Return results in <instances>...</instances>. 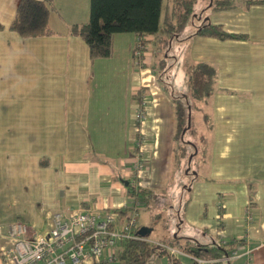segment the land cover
<instances>
[{
  "label": "crops",
  "instance_id": "1",
  "mask_svg": "<svg viewBox=\"0 0 264 264\" xmlns=\"http://www.w3.org/2000/svg\"><path fill=\"white\" fill-rule=\"evenodd\" d=\"M73 1L63 9L69 1L54 0L49 19L54 36L25 39L8 30L19 0H0V253L5 256L12 247L8 227L14 223L25 224L31 238L48 234L57 214L66 221L81 209L127 213L133 198L124 181L133 178L142 153L139 159L146 164L136 185L156 192L157 208L171 204L167 193L172 189L171 194L188 193L179 211L170 207L175 226L189 221L194 210L207 219L205 211H213L212 203L220 199L222 243H234L235 249L229 257L207 258L204 264H264V5L245 8L237 0L216 10L210 2L212 18L203 24L248 38L220 41L196 36V31L187 41L188 73L199 62L216 70L204 100L211 107L212 149L204 143L209 159L203 156L199 171L191 172L184 168V157H175V97L163 90L152 68L160 55L148 44L140 59L134 57L137 38L121 33L113 36L111 58L90 60L87 46L68 33L71 25L88 20L89 0ZM181 1L182 7L169 13L163 12L162 0L161 21L174 24L188 2L195 19L196 0ZM175 40L182 41L180 34L162 50L171 59L179 44ZM141 100L147 103L137 125ZM192 120L199 129L204 118L193 115ZM141 138L146 142L134 148ZM174 178H189L188 185ZM147 228L150 241L171 242L151 239L155 227ZM181 257L177 261L184 264Z\"/></svg>",
  "mask_w": 264,
  "mask_h": 264
},
{
  "label": "trees",
  "instance_id": "2",
  "mask_svg": "<svg viewBox=\"0 0 264 264\" xmlns=\"http://www.w3.org/2000/svg\"><path fill=\"white\" fill-rule=\"evenodd\" d=\"M241 1L245 8L264 5V0ZM53 3L54 0H19L8 30L25 39L54 36L55 33L49 26ZM224 3L225 0L212 4V6L216 10H222L224 7H228L229 4L226 2L223 6ZM190 4L191 2L186 3L187 8L184 6L183 13L176 14L177 21L174 24L165 20V24L162 26V0H89L88 20L71 25L68 33L70 36L79 38L87 46L90 60L111 58L113 36L121 33H131L137 38L135 50L140 46L145 48L148 44H152L154 54L160 55L162 50H166L170 40L184 30L188 19L191 17L188 11ZM179 11L182 12V9ZM2 30H4V26L0 24V31ZM162 35L165 37H162ZM196 36L220 41L246 40L248 38L247 35L229 33L225 31L223 26L210 23L202 24L198 28ZM188 74L191 98L202 100L208 97L213 89L216 75L215 68L208 63L199 62L191 66ZM137 96L139 94L132 96V100H137ZM183 97L185 99L184 106L178 104L177 98L173 100L175 116L173 139L175 143L186 144L185 141H182L183 131L188 130L191 104L187 95ZM155 193L136 185L132 180L126 186L127 196L129 198L136 196L142 198L145 207H148L152 201L156 202L158 196ZM126 214L122 211L117 212L118 217L126 216ZM140 228L136 229V234ZM181 240H184V242H180ZM191 241V239L182 238L178 235L166 244L154 243L148 237L137 240H121L118 242L117 257L113 264H152L150 259L156 251H158L157 258L167 257L170 259L169 252L161 245L179 250L191 258L192 264H196L192 258L219 260L223 259L224 256L229 257L235 249L234 243L228 245H199L193 244ZM0 259L4 264H7L5 256L1 253ZM172 264L179 263L175 259Z\"/></svg>",
  "mask_w": 264,
  "mask_h": 264
},
{
  "label": "rangeland",
  "instance_id": "3",
  "mask_svg": "<svg viewBox=\"0 0 264 264\" xmlns=\"http://www.w3.org/2000/svg\"><path fill=\"white\" fill-rule=\"evenodd\" d=\"M69 2L65 3L62 7L63 9L67 6H73L75 2L73 0H68ZM223 0H196L194 5V16H192L185 26L184 30L180 33L182 41L179 42L178 46L175 47V56L171 59L167 52H161L160 58L155 61L152 65L154 73H156L160 85L162 86L163 90L169 94V96H174L179 101V105H185V99L183 95H187L188 101L191 104V121L184 135V141L189 143V145H193L192 142L196 145L195 150L188 146L187 144L179 143L175 150V157L178 161L181 157L185 158L184 161V168L185 170L187 167L191 169V172L199 171V162L203 160L206 161L209 159L208 154L204 153L206 149V144L208 143V149H212V133L209 127V123L212 121L211 118V107L209 103H205L204 100H193L190 96V89L188 86V69L186 68L185 64L187 61V48L186 44L188 39L192 36V34L196 33L197 29L203 24V22L208 19L212 18V13L208 12L210 2L212 4L219 3ZM232 1L236 5L237 0H227L226 2L229 3ZM181 0H164V8L165 10L172 13L175 8H180L179 6ZM166 4L168 6L166 7ZM238 4V3H237ZM56 7V5H53ZM62 9V10H63ZM164 20L161 21V25L164 26ZM168 57V58H167ZM207 98V97H206ZM194 102V103H193ZM195 109V110H194ZM213 113V111H212ZM201 116L204 118L203 123L200 125V128L197 129L193 127L192 124V117ZM213 117V115H212ZM187 151V155L183 151ZM211 153V152H210ZM192 154H194L195 158H192ZM187 156V157H186ZM204 164V163H203ZM177 172L175 171V177ZM178 177V176H177ZM176 179L184 180L185 184L188 185L189 178H174V183H176ZM199 182L203 180V177H199L197 179ZM176 191L172 189L170 193H167V196L170 200L171 196V204H166L167 208H157L156 203L152 201L148 207L142 205L138 207L136 215H137V223L139 227H147L154 225V231L151 234L150 238L154 240H163V241H172L174 240L175 235H179L182 238H188L192 240V243H197L199 245H223L222 238L224 234L221 230V221L223 218V214L220 212V209L216 207V203H220V199H216V203H212L213 211L208 210L205 211L207 213V219L204 218L203 214H199L194 210L192 214H189V221H186L184 224H179L175 226L173 224L172 218L170 215V207H174L175 211H179L182 208L181 203H185L188 198V193L185 192L182 195L171 194L172 192ZM175 193V192H174ZM192 196V195H191ZM172 205V206H171ZM173 209V210H174ZM182 210V209H181ZM183 211V210H182ZM194 217L190 219V217ZM162 218V219H161ZM165 225H169V227L174 228L173 232L170 230L166 231L164 228ZM171 234V235H170ZM117 248L119 245L117 244ZM158 251L155 252L154 256L150 259V263L152 264H169L167 257L157 258ZM181 260L184 264H192V262L188 259H184L181 257ZM113 264V263H108ZM219 264H235L234 262L231 263L229 260H223Z\"/></svg>",
  "mask_w": 264,
  "mask_h": 264
},
{
  "label": "built area",
  "instance_id": "4",
  "mask_svg": "<svg viewBox=\"0 0 264 264\" xmlns=\"http://www.w3.org/2000/svg\"><path fill=\"white\" fill-rule=\"evenodd\" d=\"M132 50L134 57L140 59L143 46ZM142 68V64L138 65ZM141 100L138 113L135 115L137 125L144 120V104ZM146 142L141 138L136 143L137 149ZM134 165L131 180L136 184L137 174L143 170L145 162L140 161L139 153ZM216 203V202H215ZM143 199L136 196L132 206L128 208L118 227V215L114 213H98L81 209L77 214L70 215L68 220H62L60 215L53 217L51 230L45 236L39 234L31 238L27 236V227L23 223H14L8 227V236L12 241L11 249L5 252L8 264H108L117 257V244L121 240L140 239L136 234L137 209L143 205ZM144 206V205H143ZM216 207L221 209L220 203ZM226 243V242H225ZM165 248L170 255L169 264L178 256H186L177 249ZM187 257V256H186ZM189 258V257H188ZM191 259V258H190ZM196 264L207 263L205 260L192 258Z\"/></svg>",
  "mask_w": 264,
  "mask_h": 264
},
{
  "label": "water",
  "instance_id": "5",
  "mask_svg": "<svg viewBox=\"0 0 264 264\" xmlns=\"http://www.w3.org/2000/svg\"><path fill=\"white\" fill-rule=\"evenodd\" d=\"M190 125V120H189V117H188V127ZM185 133V130L183 131V134ZM124 185L127 186L128 185V182L127 181H124ZM151 233V229L150 228H147V227H144V228H140L137 232V234L139 235L140 238H147L149 236V234Z\"/></svg>",
  "mask_w": 264,
  "mask_h": 264
}]
</instances>
